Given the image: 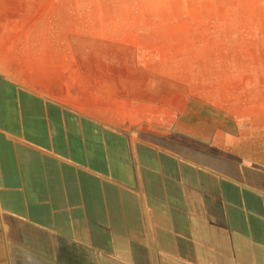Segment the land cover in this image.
<instances>
[{"label":"crops","instance_id":"obj_1","mask_svg":"<svg viewBox=\"0 0 264 264\" xmlns=\"http://www.w3.org/2000/svg\"><path fill=\"white\" fill-rule=\"evenodd\" d=\"M6 2L0 264H264V78L93 0Z\"/></svg>","mask_w":264,"mask_h":264},{"label":"rangeland","instance_id":"obj_2","mask_svg":"<svg viewBox=\"0 0 264 264\" xmlns=\"http://www.w3.org/2000/svg\"><path fill=\"white\" fill-rule=\"evenodd\" d=\"M93 7L124 16L126 25L184 37V52L196 54L215 83L264 78V0H93Z\"/></svg>","mask_w":264,"mask_h":264}]
</instances>
